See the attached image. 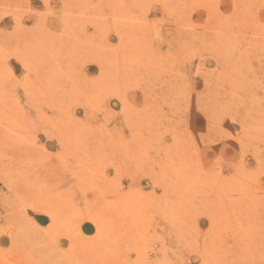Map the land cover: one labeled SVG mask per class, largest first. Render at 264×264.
I'll use <instances>...</instances> for the list:
<instances>
[{
	"label": "rangeland",
	"instance_id": "obj_1",
	"mask_svg": "<svg viewBox=\"0 0 264 264\" xmlns=\"http://www.w3.org/2000/svg\"><path fill=\"white\" fill-rule=\"evenodd\" d=\"M0 38V264H264V0H0Z\"/></svg>",
	"mask_w": 264,
	"mask_h": 264
},
{
	"label": "bare ground",
	"instance_id": "obj_2",
	"mask_svg": "<svg viewBox=\"0 0 264 264\" xmlns=\"http://www.w3.org/2000/svg\"><path fill=\"white\" fill-rule=\"evenodd\" d=\"M20 10H21V9H20ZM2 11H3V10H2ZM6 11H7V10H6ZM28 12H29V11H28ZM6 14H7V13H6ZM18 15H19V14H18ZM20 15H21V14H20ZM13 18H15V17H13ZM18 18H19V17H18ZM62 21H64V20H62ZM80 23H81V22H80ZM77 25H79V24H77ZM77 25H75V27H76ZM20 26H21V25H20ZM82 27H83V26H82ZM78 28H79V26H78ZM65 29H66V28H65ZM72 29H73V28H72ZM18 30H19V28H18ZM18 30H17V31H18ZM20 30H21V29H20ZM15 31H16V30H15ZM19 32H20V31H19ZM20 33H22V32H20ZM23 33H24V32H23ZM3 34H4V33H3ZM25 34H26V33H25ZM25 34L23 35V37L25 36ZM17 35H18V34H17ZM2 36H3V35H2ZM5 37H7V36H5ZM25 37H26V36H25ZM82 37H83V36H82ZM9 38H10V36H9ZM20 38H21V36H20ZM74 38H75V37L73 36V38H70V39L72 40V39H74ZM0 39H2V38H0ZM15 39H16V38H15ZM29 39H30V38H29ZM29 39H28V41H29ZM70 39H69V40H70ZM76 39L79 40L78 38H76ZM13 40H14V39H13ZM18 40H19V38H18ZM18 40H17V41H18ZM20 40H22V39H20ZM34 40H35V39H34ZM77 40H76V41H77ZM3 41H4V40H3ZM3 41L1 40V43H3ZM5 41H6V40H5ZM5 41H4V43H5ZM10 41H11V40H10ZM15 41H16V40H15ZM32 41H33V40H31V42H32ZM36 41H37V40H36ZM62 41H63V40H62ZM74 41H75V39H74ZM76 41H75V42H76ZM6 42H7V41H6ZM8 42H9V40H8ZM20 42H23V41H20ZM20 42H19V44H21ZM1 43H0V44H1ZM10 43H11V42H10ZM28 43H29V42H28ZM33 43L35 44V42H33ZM60 43H61V42H60ZM8 44H9V43H7V45H8ZM11 44H12V43H11ZM22 44H23V43H22ZM36 44H37V43H36ZM36 44H35V45H36ZM63 44H64V43H63ZM76 44H77V43H76ZM78 44H79V43H78ZM3 45H4V44H3ZM5 45H6V43H5ZM7 45L4 47L5 50L8 48ZM26 45H28V44H26ZM38 45H40V44L38 43ZM60 45H62V44H60ZM65 45H66V43H65ZM0 46H2V45H0ZM8 46H9V45H8ZM19 46H20V45H19ZM36 46H37V45H36ZM58 46H59V45H58ZM6 47H7V48H6ZM41 47H42V46H41ZM60 47H61V46H60ZM77 47H78V46H77ZM91 47H92V46H91ZM4 48H2V49H4ZM11 48H12V47H10V50H11ZM27 48H28V46H27ZM37 48H38V46H37ZM22 49H23V50H22ZM22 49H20L19 51H21V50H22L23 52L26 51V49H24V47H23ZM29 49H30V48H29ZM29 49H28V50H29ZM76 49H77V48H76ZM24 50H25V51H24ZM28 50H27L26 53H28ZM36 50H37V49H36ZM46 50H47V49H46ZM49 50H50V49H49ZM73 50H74V48H73ZM31 51H33V50H31ZM84 51L87 52L86 50H84ZM21 53H22V52H21ZM31 53H32V52H31ZM53 53H54V52H53ZM72 53H73V55H74V52H72ZM76 53H77V52H76ZM76 53H75L74 56H77ZM82 53H83V52H82ZM36 54H37V52H36ZM36 54H35V55H36ZM66 54H67V52H66ZM31 55H32V54H30V57H31ZM67 55H70V53L67 54ZM86 55H87V54H86ZM131 55H132V54H131ZM36 56H37V55H36ZM36 56H35V57H36ZM71 56H72V55H71ZM124 56H125V55H124ZM35 57H34V59H35ZM58 57H59V56H58ZM64 57L66 58V56H64ZM64 57H63V58H64ZM87 57H89V56H87ZM60 58H61V56H60ZM60 58H59V59H60ZM30 59H31V58H29V60H30ZM34 59L32 58L33 61H34ZM37 59H38V58H37ZM37 59H36V60H37ZM42 59H43V58H42ZM54 59H55V58H54ZM57 59H58V58H57ZM57 59H56V60H57ZM127 59H128V58H127ZM127 59H123L124 62H125V60H127ZM129 59H131V58H129ZM45 60H46V59H45ZM66 60H67V59H66ZM69 60H70V59H68V61H69ZM71 60H72V59H71ZM71 60H70V61H71ZM112 60H113V59H112ZM112 60L110 59V61H112ZM123 60H121L122 63H123ZM40 61H41V60H39L38 63H40ZM48 61H50V59H49ZM72 61H73V60H72ZM72 61H71V62H72ZM115 61H116V59H115ZM28 62H29V61H28ZM30 62H31V60H30ZM30 62H29V63H30ZM94 62L97 63L96 61H94ZM116 62H117V61H116ZM127 62L130 63L129 60H128ZM131 62H132V61H131ZM32 63H33V62H32ZM53 63H54V61H53ZM55 63H56V61H55ZM55 63H54V64H55ZM119 63H120V62H119ZM128 63H126V64H127V67L130 65V64H128ZM33 64H34V63H33ZM33 64H32V65H33ZM36 64H37V63H36ZM36 64H34V65H36ZM54 64H53V65H54ZM57 64H59V63H57ZM61 64H62V60H61ZM104 64H105V63H104ZM32 65H31V67L33 68ZM37 65H38V64H37ZM53 65H52V66H53ZM69 65H70V64H69ZM97 65H98V64H97ZM115 65H116V64H115ZM0 66H1V65H0ZM29 66H30V65H29ZM56 66H57V65H56ZM62 66H63V65H62ZM70 66H71L72 68L74 67V65L72 66V64H71ZM101 66H102V65H101ZM122 66H123V65H122ZM66 67H68V66H66ZM66 67H65V68H66ZM99 67H100V66H99ZM117 67H118V66H117ZM117 67H116V68H117ZM125 67H126V66L124 65V68H125ZM34 68H37V67L35 66ZM38 68H39V67H38ZM38 68H37V69H38ZM53 68H54V66H53ZM69 68H70V67H69ZM69 68H68V69H69ZM116 68H115V69H116ZM121 68H122V67H121ZM124 68H123V69H120L121 72H122V71H125L126 69H128V70L125 71L126 74H127V71H130V72H131V70L129 69V67L126 68V69H124ZM24 69H25V68H24ZM27 69H28V67H27ZM63 69H64V68H63ZM70 69H71V68H70ZM108 69H110V68H108ZM50 70H51V69H50ZM54 70H55V69H54ZM64 70H65V69H64ZM97 70H99V69H97ZM51 71H52V70H51ZM66 71H68V70L66 69ZM66 71H65V72H66ZM28 72L30 73V71H28ZM31 72H32V70H31ZM33 72H34V71H33ZM36 72H37V71H36ZM49 72H50V71H49ZM56 72H58V71H56ZM56 72H53V74L56 73ZM75 72H76V71H75ZM116 72H117V70H116ZM38 73H39V72H38ZM38 73H37V74H38ZM58 73H59V72H58ZM62 73H64V71L61 72V75H62ZM67 73H68V72H67ZM73 73H74V72H73ZM73 73H72V74H73ZM76 73H77V72H76ZM76 73H75V74H76ZM101 73H102V71H101ZM119 73H120V72H119ZM131 73H132V72H131ZM37 74H36V75H37ZM39 74H41V73H39ZM48 74H49V73H48ZM72 74H71V75H72ZM77 74H78V73H77ZM123 74H124V72H123ZM61 75H59V76H61ZM66 75H67V74H66ZM66 75H65V76H66ZM71 75L68 74V76H71ZM101 75H103L104 79L106 78L105 80L102 79L103 82H108V83H111L110 80H113L114 77H116V73L113 71V74H112V72H111L110 70H109V71H104V73L101 74ZM114 75H115V76H114ZM32 76H33V75H32ZM34 76H35V73H34ZM47 76H48V75H47ZM50 76H52V73H51ZM72 76H73V75H72ZM72 76H71V77H72ZM118 76H119V77H122L123 79L125 78V77H123L124 75H120V74H119ZM128 76H130V75H128ZM128 76H126V77H128ZM131 76H132V74H131ZM38 77H39V76H38ZM38 77L36 76V78H38ZM44 77H45V76H44ZM57 77H58V76H57ZM62 77H63V76H62ZM66 77H67V76H66ZM75 77H76V76H75ZM75 77H72L71 80L73 81V79H74ZM77 77H78V76H77ZM54 78H55V77H54ZM67 78H68V77H67ZM69 78H70V77H69ZM44 79H45V78H44ZM46 79H47V78H46ZM52 79H53V78H52ZM58 79H59V77H58ZM65 79H66V78H65ZM125 79L127 80V78H125ZM125 79H124V80H125ZM29 80H30V79H29ZM50 80H51V79H50ZM60 80H63V79L60 78ZM71 80H70V82H71ZM115 80H116V78L114 79V81H115ZM30 81H31V80H30ZM51 81H53V80H51ZM54 81H55V80H54ZM65 81H67V80H65ZM116 81H118V80H116ZM121 81H122V80H121ZM32 82H33V80H32ZM122 82H123V81H122ZM195 133H196V132H195ZM205 162H206V161H205ZM207 171H208V170H207ZM206 175H208V174H206ZM207 179H208V177H207ZM206 181H207V180H206ZM207 187H210V186L208 185ZM206 191H207V190H206ZM208 193H210V192H208ZM206 194H207V193H206ZM207 196H209V195L207 194ZM205 198H208V197L205 196ZM208 202H209V200H208ZM209 206H210V205H209ZM207 208H208V210H209V207H207ZM233 255H234V253L232 254V257H233ZM234 256H235V255H234ZM231 259H232V258H231ZM231 259H230V260H231ZM228 260H229V259H228ZM231 261H232V260H231Z\"/></svg>",
	"mask_w": 264,
	"mask_h": 264
}]
</instances>
